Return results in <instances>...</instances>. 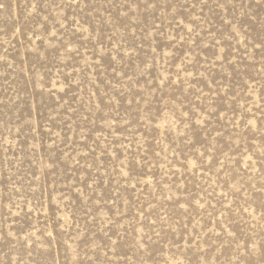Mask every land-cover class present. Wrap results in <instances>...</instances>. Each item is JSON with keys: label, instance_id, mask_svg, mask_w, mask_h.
<instances>
[{"label": "rangeland", "instance_id": "1", "mask_svg": "<svg viewBox=\"0 0 264 264\" xmlns=\"http://www.w3.org/2000/svg\"><path fill=\"white\" fill-rule=\"evenodd\" d=\"M0 264H264V0H0Z\"/></svg>", "mask_w": 264, "mask_h": 264}]
</instances>
